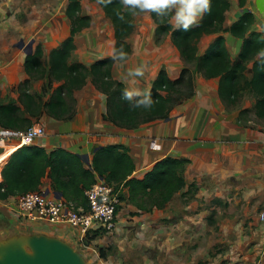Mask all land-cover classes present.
Wrapping results in <instances>:
<instances>
[{
  "label": "trees",
  "instance_id": "trees-1",
  "mask_svg": "<svg viewBox=\"0 0 264 264\" xmlns=\"http://www.w3.org/2000/svg\"><path fill=\"white\" fill-rule=\"evenodd\" d=\"M96 1L112 20L115 48L122 45L127 59L131 53L127 38L134 29L132 15L124 9L121 0H110L108 3ZM246 2L247 0H239V6L243 9ZM230 5V0H212L210 11L204 13L187 30H173L168 16H157L153 12L158 24V38L171 32L173 43L190 66L184 68L176 80L171 79L164 69L161 70L151 89L154 103L150 108L144 109L132 107L130 101L123 99L125 85L113 77L112 66L116 61L113 57L99 60L90 66L71 60L76 48L74 36L89 26L90 18L82 15V0H69L66 14L71 20L70 36L63 41L61 47L51 52L47 87L43 88L39 96L31 93L35 73L39 72L40 78L46 76L40 61L43 51L38 49L34 54L26 56L25 71L30 78L20 84L21 88L19 86L21 104L0 103V126L25 129L34 118L43 115L56 120L71 119L75 104L74 92L83 88L88 76H91L93 84L107 96L104 120L116 126L135 129L141 124L168 118L173 108L195 96L198 74L206 78H220L219 95L227 106L236 105L243 91L249 88L256 100L254 112L257 117L264 119V36L260 32L251 31L255 14L248 9H243L239 19L229 28H224ZM220 30L230 32L234 37L243 40L237 59L232 60L223 36L215 39L205 55H199L198 42L202 36ZM249 62L253 63L251 79H247L245 74ZM54 81L63 83L44 102L43 99L52 90ZM247 113L249 109L241 112ZM189 162L187 158L165 157L156 162L142 179H137L132 177L136 166L126 147H102L95 153L92 163L85 165L80 155L63 148L48 153L39 146H24L12 153L2 171L0 199L41 190L44 179L48 177L52 189L61 193L63 198L87 206L85 190L94 185L99 176L117 188L122 186L128 190V195L121 192L122 202L128 201L139 210L150 212L164 209L175 194L186 187L184 173ZM191 192L193 189L190 187L187 194ZM119 208L120 206L117 211ZM94 231L97 233L101 230Z\"/></svg>",
  "mask_w": 264,
  "mask_h": 264
},
{
  "label": "rangeland",
  "instance_id": "rangeland-1",
  "mask_svg": "<svg viewBox=\"0 0 264 264\" xmlns=\"http://www.w3.org/2000/svg\"><path fill=\"white\" fill-rule=\"evenodd\" d=\"M68 3L69 0H0V103L21 104L19 86L28 77L25 74V52L30 42H33L31 54L38 49L43 51L40 61L46 75L40 78L41 74L35 73L31 93L39 96L43 88L47 87L51 52L61 47L63 41L70 36L71 20L66 14ZM228 11L226 14L230 17L235 8ZM82 15L89 17L90 23L74 36L76 48L71 60L92 64L105 57H113L110 52L116 45L114 25L101 5L96 0H83ZM132 19L134 29L127 38L131 53L123 63H117L119 74L113 77L119 79L129 69L140 63H147L148 70L142 76L127 82L128 87L122 82L125 89L143 88L140 80L152 79L150 76L153 73L159 74L163 69L171 79L176 80V71L181 73L190 65L173 43L171 32L158 38V24L153 12L132 15ZM170 22L173 30L180 29L175 27L174 21ZM219 32L222 31L217 33ZM22 41L24 46L21 47ZM89 59L94 60L91 62ZM191 68L194 69L192 66ZM246 78L249 79L248 73ZM88 79L92 80L91 76ZM58 85V81L53 82V88L44 97V102L49 100L50 94ZM255 101L247 88L236 105L226 107V114L235 115L234 118L240 125L264 131V119L257 117L254 112ZM244 109H249V113L241 114ZM50 118L48 115L34 118L28 126L40 124L46 128V135H58L59 126ZM241 184L244 187L243 192L247 194L248 187ZM232 185L234 187L237 183ZM205 187V182L200 186H191L194 193L186 192L185 195L177 196L164 208L172 209L169 210L170 213L173 210L177 212V226L161 225L164 221L158 220V228L150 229L144 217L148 215L145 214L147 212L139 209L134 212L135 206L125 201L120 204L115 219L116 226L110 232L91 231L84 236L81 230L66 225L64 228H69L67 230L70 233L61 232L60 237L74 245L90 264H264V223L259 218L264 212V202L259 207L253 206L255 202L246 199L248 196L242 197L236 189L225 200L213 198L207 201L194 195ZM252 191L253 185L250 193ZM190 202L194 203L193 206L189 205ZM242 203L248 204L245 210L242 209ZM250 208L257 212L253 214L248 210ZM205 211L203 216H196ZM8 224L6 211H0V227L8 226L0 234L25 230L18 224ZM251 244H254L253 251L256 255L253 257L246 256L250 254Z\"/></svg>",
  "mask_w": 264,
  "mask_h": 264
},
{
  "label": "crops",
  "instance_id": "crops-1",
  "mask_svg": "<svg viewBox=\"0 0 264 264\" xmlns=\"http://www.w3.org/2000/svg\"><path fill=\"white\" fill-rule=\"evenodd\" d=\"M230 3V9L235 8V12L230 17L226 14L224 28H229L242 15L243 9H248L255 14L251 31L260 32L264 36V17L258 12L254 0L249 2L247 0L243 9L239 6V0H230ZM218 36L225 38V44L232 60L237 59L242 49L243 40L234 37L230 32L204 34L198 45L199 55H205L209 46ZM110 53L113 56V49ZM89 60L93 62L94 59ZM118 61L113 65L112 74L114 77L119 74L117 63H123ZM86 65L90 66L91 64L87 63ZM252 65L253 63L250 62L246 70L249 79L252 77ZM178 73L180 76L181 73L177 70L176 76L179 78ZM124 76L125 74H122L117 80L128 87L127 82L130 80L124 79ZM150 77L152 79L140 80L144 87L139 89L151 91L158 74L153 73ZM29 78L28 75L27 79ZM62 83V81L58 82L59 85ZM219 83V77L206 78L202 74H198L196 77V94L193 98L173 108L166 119H157L151 123L141 124L135 129H130L116 126L104 120V115L107 113V96L93 84L91 79H88L83 88L74 92L73 117L66 120L50 118L59 126V134L52 136L47 134L38 138L30 146L42 147L48 153L57 148H63L80 155L85 165L92 163L95 153L102 147L109 145L126 147L136 166L132 177L137 179H142L156 162L165 157L187 158L190 162L184 173L186 187L176 193L174 198L185 195L191 185L200 186L205 182V189L195 193L196 197L200 196L207 201L213 198L225 200L230 192L236 189L242 197L248 196L246 199H251V202L254 201L253 206L259 207L264 202V131L240 125L235 118L231 119L233 115L226 114L227 105L219 95ZM56 139L58 140L56 141ZM95 147L98 149L94 152ZM2 151H0V157L4 161L1 163V174L12 155L8 151L6 153ZM87 155H89L88 159L85 158ZM99 181L105 180L98 176L97 182ZM232 183H237V185L233 187ZM241 183L248 187L247 194L243 192L244 187ZM251 185H253V191L250 193ZM41 189L52 194L57 192L52 189L51 180L48 177L44 179ZM123 191L128 195L127 189ZM202 194L204 195L201 196ZM18 197L11 196L7 199H0V211H6L9 224H18L19 227H24L25 230L23 231H34L30 226L18 223L16 218ZM216 201L220 203V201ZM193 204L190 202L189 205L193 206ZM242 204V209L245 210L248 204ZM169 210L172 209H154L145 213L148 214L144 216L147 219L148 227L156 230L158 220L164 221L161 225L177 226L178 224L175 222L178 217L177 212L173 210L174 212L170 213ZM248 210L253 214L257 212L252 208ZM133 211H138V208L135 207ZM204 213L206 211L198 213L196 216H203ZM3 228L0 227V231L8 229V226ZM67 229L60 226L59 228L50 226L48 230L43 232L60 236L61 232L70 233ZM171 229L174 230V228ZM251 246L250 254L246 256H256L253 251L254 244ZM257 254L259 255V252Z\"/></svg>",
  "mask_w": 264,
  "mask_h": 264
},
{
  "label": "built area",
  "instance_id": "built-area-1",
  "mask_svg": "<svg viewBox=\"0 0 264 264\" xmlns=\"http://www.w3.org/2000/svg\"><path fill=\"white\" fill-rule=\"evenodd\" d=\"M46 135V128L37 124L25 129L0 126V151L9 154L20 147L30 146ZM0 157V184L3 182ZM123 187L99 181L85 190L87 206L58 198L55 194L41 189L20 195L17 199L16 216L18 223L41 231L48 227L59 228L68 225L82 231L86 236L94 230L110 232L115 228L117 208L122 203L120 194ZM264 223V212L259 215ZM247 263V262H246ZM237 264H241L238 262ZM248 264V263H247Z\"/></svg>",
  "mask_w": 264,
  "mask_h": 264
},
{
  "label": "water",
  "instance_id": "water-1",
  "mask_svg": "<svg viewBox=\"0 0 264 264\" xmlns=\"http://www.w3.org/2000/svg\"><path fill=\"white\" fill-rule=\"evenodd\" d=\"M255 6L264 17V0H254ZM33 42L26 55L33 51ZM20 46H24V41ZM238 114V113H236ZM235 115L231 117L234 119ZM98 149L95 147L94 152ZM85 158H89L87 155ZM58 198L59 192L54 193ZM0 264H90L74 245L64 238L43 231L13 230L0 234Z\"/></svg>",
  "mask_w": 264,
  "mask_h": 264
},
{
  "label": "clouds",
  "instance_id": "clouds-1",
  "mask_svg": "<svg viewBox=\"0 0 264 264\" xmlns=\"http://www.w3.org/2000/svg\"><path fill=\"white\" fill-rule=\"evenodd\" d=\"M108 3L110 0H101ZM212 0H121L124 9L135 16L143 12H155L157 16H168L174 21L176 28L187 30L191 25L198 21L204 13L210 11ZM121 18H123L121 14ZM264 54V53H262ZM127 53L121 45L113 49V59L123 62ZM149 65L140 63L134 68L129 69L124 79L135 80L147 71ZM122 97L131 102L132 107L150 108L154 103V98L150 90L139 88H126L122 91Z\"/></svg>",
  "mask_w": 264,
  "mask_h": 264
}]
</instances>
